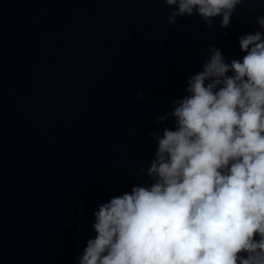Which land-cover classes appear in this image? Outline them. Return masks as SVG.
I'll return each mask as SVG.
<instances>
[{"label":"water","instance_id":"95a60500","mask_svg":"<svg viewBox=\"0 0 264 264\" xmlns=\"http://www.w3.org/2000/svg\"><path fill=\"white\" fill-rule=\"evenodd\" d=\"M171 7L0 0V264H75L98 205L150 182V133L173 127L172 100L210 46L242 57L238 37L264 13L243 0L227 28H209L168 23Z\"/></svg>","mask_w":264,"mask_h":264},{"label":"clouds","instance_id":"9594fccd","mask_svg":"<svg viewBox=\"0 0 264 264\" xmlns=\"http://www.w3.org/2000/svg\"><path fill=\"white\" fill-rule=\"evenodd\" d=\"M164 3L170 24L199 16L210 28L220 17L227 28L243 0ZM256 23L238 37L242 57L226 62L210 46L172 100L173 127L150 133V182L98 205L75 264H264V13Z\"/></svg>","mask_w":264,"mask_h":264}]
</instances>
